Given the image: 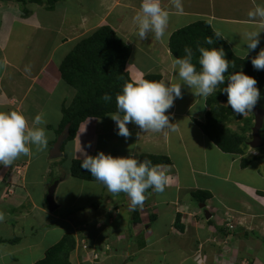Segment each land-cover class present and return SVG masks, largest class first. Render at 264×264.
Returning a JSON list of instances; mask_svg holds the SVG:
<instances>
[{
  "label": "crops",
  "instance_id": "obj_1",
  "mask_svg": "<svg viewBox=\"0 0 264 264\" xmlns=\"http://www.w3.org/2000/svg\"><path fill=\"white\" fill-rule=\"evenodd\" d=\"M27 2L42 6L45 21L39 20L38 22L36 17L37 22L31 24L30 21L28 22L30 16H27L26 10L21 12L20 4L14 2L11 5L16 6L20 12L17 16L24 14L23 16L27 17H20L18 21H21V24H17L16 17L8 15L9 21L26 31L49 32L48 37L51 43L38 58L35 57L33 50L35 40L32 44H28L25 40L23 43L19 41L10 43L7 37L3 48L0 45V112L22 113L27 120L28 127L31 128L37 114L44 113L45 117L53 115L52 111H48V105L50 102L57 104L53 96L61 84L64 83L67 86L58 71L63 58L79 41L90 37L100 27L107 25L117 33L116 28L120 29L122 24H126L124 21L121 22L122 17L129 19L128 22L131 23L132 16H136L140 10L142 0L141 2L140 0H133V2L57 0L53 8H48L47 3L44 5V3L25 1L22 4L26 8ZM182 2L184 11L181 14L171 6V0H161V6L170 12L169 23L166 27L170 32L165 37V46L161 51H156L157 46L154 45L150 53L144 52L139 57L135 56L133 53L136 50L132 49L134 42L139 45L144 42L134 33L137 31L135 26L125 39L121 37V40L127 42L131 48V58L126 63L125 70L134 82L143 79L145 75L155 74L161 77V82L168 85L174 84L178 77L173 74L171 67L173 57L168 49L169 37L176 30L197 21L207 22L214 33L217 30L220 31L222 34L220 37L230 52L244 59L245 53L242 47L246 49V45H243L246 43L245 33L258 30L260 25L259 21H251L248 13L258 6H264V0H182ZM7 7L6 11L9 9ZM113 21L117 24L114 25ZM51 23H59V25L55 26ZM116 35L119 36V34ZM258 38L259 46L249 51L247 57L255 58L260 50L264 49V31L259 34ZM158 53L163 55L159 56ZM35 63H40L39 68H32ZM26 69L29 70L26 71ZM68 88L74 90L70 86ZM186 90L187 92L182 94V98L185 99L182 106L175 100L173 107L165 113L169 115V122L173 124L175 131L143 132L138 126L129 123L127 127L130 136L125 138L117 135L118 129L115 121L109 117L111 114L104 118H88L78 127L81 131L86 122L95 120L96 137L101 135L107 140V144L102 145L103 148L97 154L100 152L108 154L114 151L116 157L131 155L139 159L141 155L149 154L166 157L169 160V163L164 165L166 168L162 169L168 177L165 191L153 193L149 189L145 194L146 199L143 206H138L135 210L131 208L130 199L126 194L113 195L100 182L86 183L85 180L72 176L79 182L76 187L83 191L81 195L85 196L86 193L87 201L79 205L74 216L67 219L58 218L48 210L44 197L46 192V188H43L44 184L32 189L30 184L25 183L31 165V154L19 157L12 166L22 161L26 163L25 173L20 175V178L24 187L27 188L28 196L25 197V202L28 206H22L23 203L20 201L19 205L15 203L11 205L7 212L9 215L15 212L18 216L25 209V214L29 213V215L23 221L16 223L14 219L9 220V215L6 214L8 218L6 219L5 215L4 221L0 222V264H36L44 258L45 252L65 234H70L75 240V248L68 257L69 264H148L152 255L176 258L177 251L173 253V249L169 253L171 249L164 247H168V242L172 238L190 229V222L195 217L201 218V215L204 216L206 224L215 222L217 227L221 224L218 220L219 223L216 222L217 217L221 219V222L229 225L237 224L239 226L237 230L227 231L228 237L258 240L261 246L255 247L252 244L246 246L245 255L248 258L246 260L248 262L252 260L253 264H264V172L260 173V169H264V163L261 167L257 166L254 171V174L258 175L257 185L244 178L230 181L228 179L230 174L237 172V169L251 170L250 163L248 161L247 166L244 169L241 168L240 155L222 152L204 135L196 123L205 121V113L208 109L206 98L197 97L194 94V98H189L190 92L193 91ZM68 93V89L62 91L60 108L65 103H67L66 107L69 106L70 102L65 98ZM62 119L63 114L60 111L57 125L46 124L44 126L46 130L53 131V138L47 143L49 148L50 144L56 140L55 131ZM83 136L82 132L81 138ZM30 148L32 151V146ZM81 153L84 151L77 150L76 152L78 156ZM73 160L82 161L83 159H71V162ZM258 161L261 159L254 160V162ZM237 165L239 168H236ZM12 166H0V207L3 204L7 206L8 202L4 198L13 196L11 189L6 190L8 181L2 182L1 170L6 173L7 170L13 171ZM17 168L19 172L17 171L15 176H19L21 172V168L18 166ZM224 172L225 176H223ZM15 176L12 177L15 179ZM197 177H202L203 180ZM221 178H225L224 182L231 184V189L236 190L237 193L228 192L227 197L224 194V198L221 194L223 192L216 191L217 187L209 186L214 179L222 180ZM64 184V180L57 181L55 192L60 185ZM197 191L209 193L210 198L204 203L196 202L192 194ZM257 192L263 195L260 196ZM248 197L255 200L253 202H257V205H254L255 210H252L253 217L244 219L245 213H251L250 204L235 210L229 200H245ZM55 203L57 204L56 201ZM57 206L59 208L60 204ZM206 212H211L209 220ZM226 212L229 214L226 215ZM176 219L179 220L178 223L174 221ZM27 221L32 225L26 227L28 230L24 227ZM37 221H39L38 225ZM174 222H176L175 225ZM33 226L37 227L40 232L35 231ZM75 228H80L77 233H75ZM29 229L34 230L33 235ZM128 229L129 235L127 234ZM192 233L199 235L198 231ZM211 238L214 239L212 234ZM161 240H163L164 247L157 244ZM155 248L159 250L158 253L154 252ZM166 250H168L167 254ZM254 250H258L259 253L254 254ZM213 255H217L216 251ZM253 255L258 257L253 259Z\"/></svg>",
  "mask_w": 264,
  "mask_h": 264
},
{
  "label": "clouds",
  "instance_id": "obj_2",
  "mask_svg": "<svg viewBox=\"0 0 264 264\" xmlns=\"http://www.w3.org/2000/svg\"><path fill=\"white\" fill-rule=\"evenodd\" d=\"M171 6L177 13L182 14L184 11L182 0H171ZM248 16L251 21H259L260 25L258 30L245 33L246 43L243 45H246V49L242 47L244 59L249 51L257 49L260 44L258 37L264 31V6L256 7ZM169 19L170 12L161 6V0H142L140 10L134 17L137 25L136 35L141 40L148 38L149 34H154L158 40L162 39ZM214 34L217 39L222 35L218 30ZM204 43L213 45L215 40L209 36L205 38ZM198 51L199 71L192 62L191 48L185 47V55L182 58L173 57L171 64L173 74L182 81L181 84L168 85L159 81L138 79L135 83L128 82L123 86L116 96L117 111L109 116L115 121L117 135L128 138L129 123L138 126L143 132L175 131L173 124L169 122V115L165 113L173 107L176 99L182 98V85L193 89L195 96L207 98L214 94L220 85L226 84L221 93L227 96V105L233 112L242 116L252 113L261 98V92L256 87L257 81L238 71L230 74L226 82L224 74L228 72L230 66L235 65L225 58V51L222 48L203 46L199 47ZM251 64L255 70H264V49L251 60ZM101 99L109 102L112 97L104 94ZM46 124L44 113L37 114L33 120V127L29 128L22 113L0 112V166H12L22 155H30V146L43 151L48 143L44 127ZM80 167L90 172L109 193L126 194L133 210L143 206L145 194L149 189L153 193H163L168 183V177L162 170L166 166L153 165L151 160L141 161L131 155L113 157L100 152L94 157L85 156ZM4 219L5 213L0 211V222Z\"/></svg>",
  "mask_w": 264,
  "mask_h": 264
},
{
  "label": "rangeland",
  "instance_id": "obj_3",
  "mask_svg": "<svg viewBox=\"0 0 264 264\" xmlns=\"http://www.w3.org/2000/svg\"><path fill=\"white\" fill-rule=\"evenodd\" d=\"M63 1V0H61ZM128 2H133V0H125ZM46 2V1H45ZM44 2V5L46 4ZM141 2V0H140ZM6 3V4H5ZM126 3V2H125ZM5 4V5H4ZM13 4V2H9L6 1L4 2L3 0H0V45L3 48V45L7 42L5 41L7 37H9V41L10 43L13 41H19L20 43H23L24 40L25 42L27 41L28 44H32V41L35 40L34 42V55L36 58L40 57L44 51L47 50L48 44L51 43L49 41V32H45V31H39V32H34L35 30L32 31H26L24 28L21 29L20 27H17L14 25V23H11L9 21V17H16V23L17 24H21V21H18L21 18L30 16V19L28 20V22L30 21V23H36L37 19L38 22L39 20H41L42 22L45 21L44 18V14H43V8L40 5L35 6V4L32 3H28L27 2V8L23 5L20 4L19 10L21 12H24V10H26L27 12V16H23L20 14V16L18 17L17 15H19V11L18 8L16 6L11 5ZM7 5H9L7 7ZM9 8L7 11L5 8ZM28 10V11H27ZM9 15V17H8ZM37 17V19H36ZM49 17V15H48ZM134 17L132 16L131 18V23L128 22L129 19L121 18V22H126V24H122L119 27L116 28V31L118 29V32L116 34H119V38L122 39L129 34V31L132 30L133 26H135V29H137V25L136 23H134ZM116 20V19H114ZM13 22V21H12ZM114 25L117 24V22H114ZM13 24V26L11 25ZM177 24H179V22H177ZM51 25H59V23H51ZM127 29H129L127 31ZM137 31H134V33H136ZM170 32V30L167 28L165 30V36L162 39H156L154 34H149L148 38L144 39L143 43L139 45V43L137 44L136 42H134L133 48L136 51H134V55L139 57L140 55H143L144 52H151V49H153L156 45V51L162 50V47L165 46V37L167 36V34ZM122 37V38H121ZM141 40V39H140ZM31 42V43H30ZM53 43V42H52ZM127 43V42H126ZM141 43V42H140ZM136 45V46H135ZM9 50V49H8ZM24 50V49H22ZM150 50V51H148ZM20 54V53H18ZM159 56H162L163 54H159ZM131 58V57H129ZM140 59V58H139ZM130 60V59H129ZM133 60V59H132ZM137 60V59H136ZM25 61H30V60H25ZM37 62V61H35ZM40 63H35L32 68H39ZM137 76H135L136 78ZM229 77V76H228ZM182 81H180L179 79L177 81L174 82V84H181ZM166 84V83H165ZM64 89H68L69 93L65 95V98H67L68 100L70 98H72L73 95V91L71 89L68 88V85L66 86L64 83L61 84L58 88V90L56 91L55 95L53 96L54 99L57 101L56 103H49L48 105V111H52L53 115L52 116H46V120H47V124L51 125V126H55L58 124L59 121V117H60V111H61V93ZM186 89H190L188 86L186 85H182L181 86V92L182 94L184 92H187ZM191 91H193L192 93L190 92V97L189 98H194V90L191 89ZM261 92V98L258 100L256 107L258 108H263L264 109V89L260 90ZM183 98H179L176 99L177 103L180 104L182 106V103L184 102ZM224 105L228 106L227 103H225ZM64 107L67 106V103H65L63 105ZM230 107V106H228ZM56 108V110H55ZM57 114V117H55ZM94 119L89 120V122H86V124H84L82 126V132L84 134L83 138H81L82 136V132L77 130V134L75 136V141L72 140H68L64 143L63 145V151L62 154L63 156L58 158V159H54V160H50L49 159V154H50V149L52 146V143L50 144V148L47 147L43 150V151H38L34 146H32V151H31V160H30V169L28 172V177L25 178V183L26 184H30L32 189H36L39 186H43V188H46V192L45 194V201H46V195L48 193L49 188L57 181L59 180H64L65 184L64 185H60L59 188L57 189V191L54 193V201L57 202V204H60L59 208L53 212V215H56L58 218H64L67 219L68 217L74 216V212H76V210H78L77 208L79 207V205L84 204L87 201L86 197V193L85 196L81 195L83 191L79 190L78 187H76L78 180L73 178L71 173H70V167H71V159H83L85 156H96L97 152L99 150H101L103 148L102 145L107 144V140L106 138H102L104 136H97V132L95 130V123H94ZM254 124V119H253V115L252 113H249L245 116L242 115H238L235 114L234 116H232L229 120H227L225 123L221 124V128L222 129H227L232 133H236L238 135H240L241 137L244 138L246 145L245 146H241V153L239 154L240 158V162L241 159H245L247 160V162L249 161L251 166V170L248 169V171H242L240 169H237V172H234V174H230V177L228 178L230 181L233 179H238V178H244L245 180H247L250 183H257L258 181V175L254 174L255 168L257 166L261 167V164L264 163V148H259V149H252L248 146V142L251 140V128ZM46 130V128H45ZM109 128L107 127V132H108ZM47 133V139L48 141L50 139L53 138V131L51 129L46 130ZM109 134V132H108ZM260 135L263 137L264 139V124L263 127L260 131ZM101 144V145H99ZM77 150H82L84 151V153H81L80 156H78L76 154ZM114 150V149H113ZM111 153V152H110ZM114 154V151L111 153ZM261 159V161L258 162H254V160H259ZM23 162V161H22ZM17 163L14 166L11 167V169H13V171L7 170V173L5 171L1 170V173H3L1 176L3 179L2 182L6 183V181H8V183H6V190L11 189L13 191V196L10 198H4V200H6L7 206H5L4 204L0 207V211L2 210L5 215L9 213L7 212L8 209H10V206L13 205L14 203L19 205L20 201L23 203L22 206L27 205V203L25 202V197H27V193H26V189L24 187V184L21 182V178L20 175H23V173H25V166L26 163L25 161L23 163ZM18 167L21 168V172L19 174V176H15V173L18 170ZM236 168H239V166L237 165ZM264 169H260V173H263ZM6 173V174H5ZM15 176V179L12 177ZM223 176H225V172L223 173ZM199 180H203L202 177H197ZM222 179V178H221ZM225 179V178H224ZM224 179L222 180H218V179H214L212 182H210V187H217L216 191H221L223 193H221L223 195V197L225 198L224 194H227L228 192L231 193H237L236 190L231 189L232 186H230L231 184H228L226 182H224ZM243 181V180H242ZM258 181V182H257ZM86 183H88L89 181L85 180ZM245 182V181H244ZM39 185V186H38ZM257 188H259L258 186H256ZM30 189V188H29ZM45 190V189H44ZM43 190V191H44ZM7 193V192H6ZM260 196L263 195V193H259L257 192ZM242 195V194H241ZM78 196H80L78 198ZM24 197V198H23ZM220 198V195L218 196ZM250 197V196H249ZM248 197V198H249ZM246 198L245 200H241L238 199L237 201H233V200H229L232 204V206L235 208V210L243 207H247L250 204L251 207V213H245L244 219H247L248 217H253V211L255 210L254 205H257V202H253L255 200H253L252 198ZM3 199V198H2ZM236 204H234V203ZM249 202V203H248ZM47 203V202H46ZM12 210V209H11ZM213 211V210H212ZM211 211V212H212ZM21 212V211H20ZM25 209L22 210L21 214L17 216V213H11L9 215V220L14 219L13 221H15L16 223L23 221V219L25 217H27L29 215V213L25 214ZM211 212L208 213L206 212V214L208 215V220L211 217ZM203 214V212H201ZM70 214V215H68ZM229 212H226V215H228ZM8 215H6V219L8 218ZM205 215V217L207 216ZM202 217H195V219H193L190 222V229L188 228L187 230H184L181 235H178V237L172 238L169 242H168V247H164L162 245L163 240H161L160 242H158L157 244H159L160 246L166 248V249H171L169 250V253L174 249V252L177 251L178 253H175V257L173 258V256H168L165 258H162L161 255H152L151 256V261L147 262L148 264H253L252 260L248 262V259L246 257V246H261L260 242L256 239H239V238H232V237H228L227 235V231L228 230H237L236 228L239 227L237 224H227L225 222H221L220 218H216V222L220 221V225L217 227L215 224V222H213L212 224L208 223L206 224L205 222V218L203 215H201ZM196 220V221H195ZM218 220V221H217ZM175 221V220H174ZM223 221V219H222ZM11 222V221H10ZM12 223V222H11ZM15 223V224H16ZM39 221H37V225H38ZM176 222H174L175 225ZM198 223V224H196ZM219 223V222H218ZM58 224V223H57ZM26 226H24L25 228L28 226H32L30 225V222L27 221ZM199 225V226H197ZM77 227V226H76ZM235 227V228H234ZM26 228V230H28ZM34 228V226H33ZM80 229V228H79ZM77 228H75V233H77V231L79 230ZM31 232V235L34 234V230L37 232H40L39 229L37 227L33 229H29ZM173 230V229H172ZM198 231L199 235H195L192 232ZM133 233V232H132ZM207 233V234H206ZM127 234L129 235V229ZM131 234V233H130ZM212 234V236H214V239H210V235ZM70 235V234H68ZM259 244V245H258ZM176 248V249H175ZM191 249V250H190ZM255 249V248H253ZM168 250L165 251V253L167 254ZM216 251L217 255H213L214 252ZM154 252L158 253L159 250H157L156 248L154 249ZM254 254H258L259 251L258 250H254L253 251ZM264 253V252H263ZM165 255V254H164ZM174 255V254H172ZM243 255V256H241ZM166 256V255H165ZM258 257V256H257ZM255 257V255L252 256L253 259L257 258ZM257 264V263H255Z\"/></svg>",
  "mask_w": 264,
  "mask_h": 264
},
{
  "label": "trees",
  "instance_id": "obj_4",
  "mask_svg": "<svg viewBox=\"0 0 264 264\" xmlns=\"http://www.w3.org/2000/svg\"><path fill=\"white\" fill-rule=\"evenodd\" d=\"M3 1L17 4H24L25 1L43 4L46 1L48 8H53L57 2V0ZM209 36L215 40L213 45L204 43L205 38ZM201 46L205 48H222L226 53L225 58L235 65V67L230 66L228 72L224 74L226 82L230 74L242 71L245 75L257 81L256 87L259 90L264 89V70L258 71L254 69L251 64L252 57L240 59L234 56L221 37L217 39L207 22L197 21L180 28L173 32L168 40V49L172 57L182 58L185 55V47L192 49V62L196 64L198 71L200 70L198 48ZM130 54V45L122 41L109 26L105 25L100 27L90 37L79 41L63 58L58 66V71L61 79L74 89V96L69 99L70 104L68 107L62 106L63 119L55 131L56 138L66 124H70L69 137L66 140L70 141L75 138L80 123L86 119L104 118L106 115L117 111L116 96L126 83H135L125 70ZM143 79L161 82V77L155 74L145 75ZM225 86L226 84L220 85L214 94L206 98L208 109L205 113V121L204 123L197 122L196 124L204 135L222 152L239 155L241 146L246 145L244 138L227 129H222L220 126L235 115L230 107L224 105L227 103V96L221 93V90ZM104 94L110 95L112 100L109 102L102 100L101 97ZM261 138L264 142L262 136ZM106 155L116 157L111 153ZM139 160H151L153 165L169 163L166 157L149 154L141 155ZM81 162V160H73L71 162V175L82 180L98 182L91 176L90 172L80 167ZM247 164V160L241 159V168L244 169ZM192 198L196 202L204 203L206 199L210 198V194L197 191L192 194ZM175 221L178 223L179 220L176 219ZM74 248V238L65 234L45 252L44 258L36 264H69L68 257Z\"/></svg>",
  "mask_w": 264,
  "mask_h": 264
},
{
  "label": "water",
  "instance_id": "obj_5",
  "mask_svg": "<svg viewBox=\"0 0 264 264\" xmlns=\"http://www.w3.org/2000/svg\"><path fill=\"white\" fill-rule=\"evenodd\" d=\"M252 115L254 119V124L251 128V140L248 142V146L252 149H259L264 147V142L261 138L260 131L263 127L264 123V109L254 107L252 110ZM69 127L70 124H66L64 129L61 131V133L57 136L55 142L53 143L49 159L54 160L62 157V146L64 142L69 137ZM57 182H55L48 190V193L46 195V202L48 206L49 212H55L58 208L57 204L54 201V192L56 189Z\"/></svg>",
  "mask_w": 264,
  "mask_h": 264
},
{
  "label": "bare ground",
  "instance_id": "obj_6",
  "mask_svg": "<svg viewBox=\"0 0 264 264\" xmlns=\"http://www.w3.org/2000/svg\"><path fill=\"white\" fill-rule=\"evenodd\" d=\"M264 124V123H263Z\"/></svg>",
  "mask_w": 264,
  "mask_h": 264
}]
</instances>
